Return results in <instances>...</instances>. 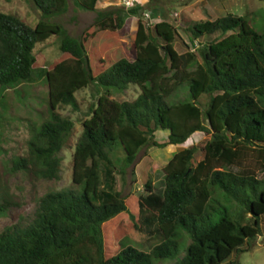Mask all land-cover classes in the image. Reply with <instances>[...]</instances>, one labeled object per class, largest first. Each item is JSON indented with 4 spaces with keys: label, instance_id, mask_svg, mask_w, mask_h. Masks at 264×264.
Masks as SVG:
<instances>
[{
    "label": "trees",
    "instance_id": "1",
    "mask_svg": "<svg viewBox=\"0 0 264 264\" xmlns=\"http://www.w3.org/2000/svg\"><path fill=\"white\" fill-rule=\"evenodd\" d=\"M98 1L72 0L83 10ZM32 2L42 17L32 26L0 10V91L41 77L49 118L30 124L27 153L11 169L59 178L58 153L74 122L58 109L77 110L80 89L97 95L73 146L72 184L45 192L31 217L0 230V264H239L234 255L249 248L264 215V176L257 175L264 172V31L232 12L196 20L185 28L193 51L179 54L175 26L138 19L128 59L119 47L121 10L98 13L74 37L43 20L66 11L68 0ZM98 33L102 42L90 46ZM50 37H58L62 57L47 67L35 46ZM130 85L138 87L133 99L113 97ZM159 130L167 132L162 143L154 139ZM197 131L209 137L194 162L197 147L187 144ZM149 143L183 148L162 167V191L147 180L145 193L121 195L112 156L128 167ZM231 201L243 206L245 223L228 215ZM119 221L155 241L148 249L135 245L115 229ZM182 232L190 242L181 250Z\"/></svg>",
    "mask_w": 264,
    "mask_h": 264
},
{
    "label": "rangeland",
    "instance_id": "2",
    "mask_svg": "<svg viewBox=\"0 0 264 264\" xmlns=\"http://www.w3.org/2000/svg\"><path fill=\"white\" fill-rule=\"evenodd\" d=\"M135 9V13L127 12ZM0 10L18 15L26 24L34 25L42 20L32 0H0ZM121 10L125 15L123 27L119 30L120 53L128 59H133L135 48L133 40L137 29L138 19L143 20L150 27L160 20H167L177 29L174 47L179 54L193 51L187 47L189 43L188 32L185 28L193 21L200 19H215L227 12L243 15L251 27L258 32L264 31V0H99L95 10H83L68 0L66 11L58 15L47 16L43 20L59 24L67 34L79 37L83 34L97 14ZM102 42V35L98 33L90 41L94 47ZM58 37H50L35 46V53L39 65L51 67L62 57ZM47 87L44 80L36 76L31 81H23L17 86L0 91V204L6 201L7 209L0 214V230L5 226L31 217L37 205L38 198L47 191L66 188L72 184L71 166L74 143L81 130V121L87 117L89 108L94 102L97 92L92 87H86L75 93L78 109L73 110L65 106L58 111L70 117L74 126L64 146L58 155L61 158L60 177L57 179L39 178L23 170L13 171L12 160L19 155L27 153V141L30 136V124L38 126L49 118L45 101ZM138 93V87L128 86L124 91L113 93L116 100H131ZM181 96L183 93L180 94ZM167 132L159 130L154 139L158 143L164 142ZM209 135L197 131L192 134L187 146L196 145L194 162L203 157V144ZM182 146L153 145L149 143L137 153L134 162L124 167L122 156L119 153L112 156L115 161V188L121 195L133 192L136 195L145 193V182L151 180L155 191H162V167L168 159ZM121 168H123L121 170ZM232 170L237 167L232 166ZM257 175L262 177L264 172L258 170ZM228 215L239 223L246 222L243 206L232 201L229 203ZM223 214V213H222ZM221 213H217L216 218ZM115 229L125 230L123 235L129 236L135 245L148 249L155 241L146 234L134 231L123 221L114 224ZM122 238V236L120 237ZM182 250L190 242L187 233L178 236ZM249 248L234 255L239 264H264V215L259 219L258 234L249 239ZM246 246V244H245ZM157 264H172V261L160 260Z\"/></svg>",
    "mask_w": 264,
    "mask_h": 264
},
{
    "label": "built area",
    "instance_id": "3",
    "mask_svg": "<svg viewBox=\"0 0 264 264\" xmlns=\"http://www.w3.org/2000/svg\"><path fill=\"white\" fill-rule=\"evenodd\" d=\"M126 1V4H129V0H125Z\"/></svg>",
    "mask_w": 264,
    "mask_h": 264
}]
</instances>
